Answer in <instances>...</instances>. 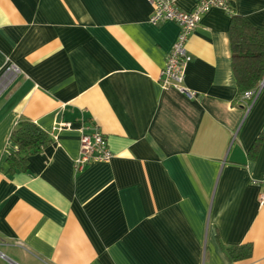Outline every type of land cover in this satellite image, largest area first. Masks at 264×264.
<instances>
[{
    "label": "crops",
    "instance_id": "crops-1",
    "mask_svg": "<svg viewBox=\"0 0 264 264\" xmlns=\"http://www.w3.org/2000/svg\"><path fill=\"white\" fill-rule=\"evenodd\" d=\"M191 12L199 0H175ZM264 31V0H229ZM147 0H0V264H264V88L236 86L231 17L201 16L186 48L187 98L161 72L179 28ZM242 98V96H241ZM26 120L52 140L11 169ZM97 125L112 158L75 172ZM251 255L234 261L233 248Z\"/></svg>",
    "mask_w": 264,
    "mask_h": 264
},
{
    "label": "built area",
    "instance_id": "built-area-1",
    "mask_svg": "<svg viewBox=\"0 0 264 264\" xmlns=\"http://www.w3.org/2000/svg\"><path fill=\"white\" fill-rule=\"evenodd\" d=\"M152 7L149 22L158 25L172 22L179 28L177 39L172 46L161 72L163 87H173L187 98L192 99L195 93L184 87L185 72L191 62V55L186 45L192 32L196 29L202 15L212 9H220L231 15L233 13L229 0H199L193 11L184 12L179 9L175 0H147ZM19 70L14 65H9L0 76V94L16 79ZM264 88V79L257 89L242 95L246 113L249 112L260 91ZM80 136V147L78 157L74 161L75 172H80L85 166L101 162L106 163L112 158V153L107 146L106 139L97 125L86 127ZM251 185L259 187L261 193L260 201H264V178L252 180Z\"/></svg>",
    "mask_w": 264,
    "mask_h": 264
},
{
    "label": "trees",
    "instance_id": "trees-1",
    "mask_svg": "<svg viewBox=\"0 0 264 264\" xmlns=\"http://www.w3.org/2000/svg\"><path fill=\"white\" fill-rule=\"evenodd\" d=\"M230 42L232 68L236 86L241 96L258 88L264 79V31L253 28L245 19L232 13L230 15ZM17 147L8 155L11 169H25L30 157L47 148L52 140L35 124L22 120L11 134ZM234 261L245 260L251 255L249 245L233 248L229 253Z\"/></svg>",
    "mask_w": 264,
    "mask_h": 264
}]
</instances>
